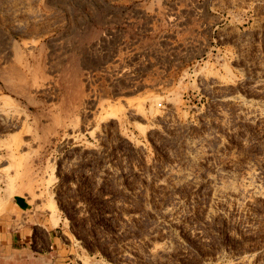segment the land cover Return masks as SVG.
Segmentation results:
<instances>
[{
    "label": "rangeland",
    "instance_id": "374dc122",
    "mask_svg": "<svg viewBox=\"0 0 264 264\" xmlns=\"http://www.w3.org/2000/svg\"><path fill=\"white\" fill-rule=\"evenodd\" d=\"M0 214V264H264V0H0Z\"/></svg>",
    "mask_w": 264,
    "mask_h": 264
},
{
    "label": "crops",
    "instance_id": "0c3cea01",
    "mask_svg": "<svg viewBox=\"0 0 264 264\" xmlns=\"http://www.w3.org/2000/svg\"><path fill=\"white\" fill-rule=\"evenodd\" d=\"M19 213V215H22L21 211H19ZM23 216L25 217L26 222L21 225V227L10 229L9 226L11 225L8 223V228L3 231L8 239L6 244L9 246V251H11L10 254L13 252L16 253V251H19L20 253H28L29 251H32L31 244L37 239V233L43 234L47 237V254H63L64 247L58 243V236L55 230L56 223L59 220V217L56 214L52 215L50 213L49 217L48 211L26 210ZM0 217L3 219L5 218V215L0 214ZM9 217L14 218L12 214L7 215V218Z\"/></svg>",
    "mask_w": 264,
    "mask_h": 264
},
{
    "label": "bare ground",
    "instance_id": "6f19581e",
    "mask_svg": "<svg viewBox=\"0 0 264 264\" xmlns=\"http://www.w3.org/2000/svg\"><path fill=\"white\" fill-rule=\"evenodd\" d=\"M11 45V44H10ZM16 48V46H15ZM20 49V48H19ZM18 50V49H17ZM14 51V50H13ZM32 56V55H31ZM28 68V64H24V67ZM27 73V72H26ZM29 74V73H28ZM30 71V75H31ZM86 76V74H85ZM87 79V78H86ZM85 81V80H84ZM10 82V81H9ZM82 82V81H81ZM259 185L254 180V175L251 172H247L239 181L237 191L242 195H250L258 190Z\"/></svg>",
    "mask_w": 264,
    "mask_h": 264
}]
</instances>
